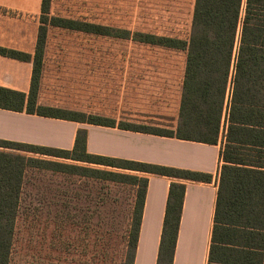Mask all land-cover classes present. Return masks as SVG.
Listing matches in <instances>:
<instances>
[{"label": "trees", "instance_id": "obj_1", "mask_svg": "<svg viewBox=\"0 0 264 264\" xmlns=\"http://www.w3.org/2000/svg\"><path fill=\"white\" fill-rule=\"evenodd\" d=\"M74 22H68L67 27L82 29ZM85 25L89 27L87 30H93L91 24ZM41 35L40 30L37 54L41 52ZM137 35L144 37L139 41L186 52V74L175 129L115 123L99 116L87 118L77 113L70 116L47 112L44 108H32L30 97L34 95L37 83L35 68L28 95L0 86V108L209 144L219 141L224 128L225 144L221 150L208 264H263L264 0H195L187 40L147 33ZM0 54L37 62L32 60L31 54L2 46ZM24 153L139 173L142 183L135 192L130 223L118 236L122 239V246H117L114 241L107 247L110 264H134L147 185L146 177L141 174L198 181L210 178L209 174L202 172L89 153L86 129L78 130L72 150L0 139V264H11L24 177L35 157ZM72 167L70 173H73ZM59 170L67 172V163ZM183 195L184 184L173 182L157 264H172ZM119 256L122 257L120 263Z\"/></svg>", "mask_w": 264, "mask_h": 264}, {"label": "rangeland", "instance_id": "obj_2", "mask_svg": "<svg viewBox=\"0 0 264 264\" xmlns=\"http://www.w3.org/2000/svg\"><path fill=\"white\" fill-rule=\"evenodd\" d=\"M194 4L195 0H44L41 52L32 54L37 83L30 107L128 122L118 115L121 106L116 103L129 102L136 93L123 91L129 80L125 83L116 75L121 71L118 64L186 60L184 50L139 41L144 37L137 34L187 40ZM70 21L82 29L67 27ZM86 23L93 30H87ZM172 95L171 91V100ZM170 112L169 118L129 123L170 129L176 120L173 105ZM66 163L68 171L60 172ZM141 183L134 171L36 155L24 177L11 264H110L107 247L114 241L122 246L118 236L129 226Z\"/></svg>", "mask_w": 264, "mask_h": 264}, {"label": "crops", "instance_id": "obj_3", "mask_svg": "<svg viewBox=\"0 0 264 264\" xmlns=\"http://www.w3.org/2000/svg\"><path fill=\"white\" fill-rule=\"evenodd\" d=\"M42 5L43 0H0V46L34 54L39 37ZM118 65L121 71L116 75H120L125 83L129 80L128 86H122L123 91L136 93L129 102L120 100L116 103L121 106V114L118 115L124 121L133 123H140L142 121L138 119L146 117L164 119L171 115L173 105L176 120L170 129H175L186 61H130ZM33 70L32 61L0 54L1 87L28 95ZM170 82H174V85ZM126 111H129V115ZM79 129L87 130L89 153L210 175L209 180L198 181L151 173L141 174L146 177L147 185L134 259V264L158 263L170 185L176 182L184 184V195L172 264H208L222 162L221 150L225 144L224 128L219 141L209 144L118 126L80 123L0 108V139L3 140L72 150ZM262 252L264 264V247Z\"/></svg>", "mask_w": 264, "mask_h": 264}]
</instances>
